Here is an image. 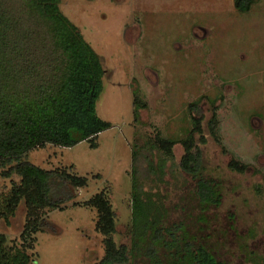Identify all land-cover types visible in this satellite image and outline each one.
Returning <instances> with one entry per match:
<instances>
[{
	"label": "rangeland",
	"instance_id": "obj_1",
	"mask_svg": "<svg viewBox=\"0 0 264 264\" xmlns=\"http://www.w3.org/2000/svg\"><path fill=\"white\" fill-rule=\"evenodd\" d=\"M61 9L102 58L106 76L97 113L112 127L99 134L97 148L84 140L73 147L48 145L26 157L44 170H65L88 181L84 188H71L75 197L62 208L41 209L47 225L28 248L31 264L98 263L104 243L96 231L97 212L84 203L101 192L109 195L118 217L116 240L125 241L133 143L157 135L185 139L192 132L189 107L195 102L204 116L206 172L224 182L220 212L223 218L235 216L226 226L235 252L230 260L243 264L238 236L264 257V0L248 14H240L234 0H61ZM135 94L147 105L137 120ZM214 115L219 141L209 129ZM194 137L199 142L201 134ZM183 154L179 142L177 162ZM232 159L248 170L232 171ZM168 166L162 189L176 200L180 191L174 187L182 177ZM13 180L19 182L17 176ZM12 182L0 171V193L10 192ZM26 218L23 201L14 214L0 215V234L25 246L20 236Z\"/></svg>",
	"mask_w": 264,
	"mask_h": 264
},
{
	"label": "trees",
	"instance_id": "obj_2",
	"mask_svg": "<svg viewBox=\"0 0 264 264\" xmlns=\"http://www.w3.org/2000/svg\"><path fill=\"white\" fill-rule=\"evenodd\" d=\"M259 1L234 0V7L248 14ZM105 76L102 58L63 13L61 0H0V171L13 181L10 192L0 193V215L14 214L23 201L27 207L20 236L25 246L0 234V264H31L28 248L32 250L34 234L47 225L41 209L62 208L75 197L71 188L87 186L85 178L44 170L26 157L48 145L73 147L84 140L97 148L99 134L112 127L97 113ZM146 107L135 94L136 120ZM200 109L199 102L190 104L193 128L185 139L157 135L133 143L125 241L116 240L118 217L106 192L84 203L96 210V231L103 238L104 255L97 264H234L226 226L233 225L235 216L223 218L224 182L206 172ZM216 126L214 115L209 129L219 141ZM195 133L201 134L199 142ZM179 142L184 154L177 162L174 148ZM168 163L170 172L177 170L182 177L174 187L180 191L176 200L162 189ZM229 167L240 174L249 168L235 159ZM236 246L243 264L263 263L264 257L241 236Z\"/></svg>",
	"mask_w": 264,
	"mask_h": 264
}]
</instances>
